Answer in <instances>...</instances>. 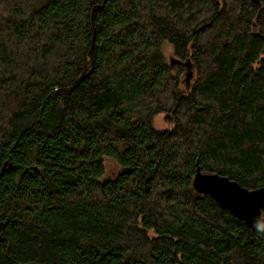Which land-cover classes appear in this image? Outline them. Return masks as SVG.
I'll use <instances>...</instances> for the list:
<instances>
[{
    "label": "trees",
    "instance_id": "obj_1",
    "mask_svg": "<svg viewBox=\"0 0 264 264\" xmlns=\"http://www.w3.org/2000/svg\"><path fill=\"white\" fill-rule=\"evenodd\" d=\"M198 169L264 187V0H0V264H264Z\"/></svg>",
    "mask_w": 264,
    "mask_h": 264
},
{
    "label": "water",
    "instance_id": "obj_2",
    "mask_svg": "<svg viewBox=\"0 0 264 264\" xmlns=\"http://www.w3.org/2000/svg\"><path fill=\"white\" fill-rule=\"evenodd\" d=\"M194 188L199 193L210 196L222 210L231 213L250 229L255 230L260 226L264 209V187L249 190L228 177L203 174L198 169Z\"/></svg>",
    "mask_w": 264,
    "mask_h": 264
},
{
    "label": "rangeland",
    "instance_id": "obj_3",
    "mask_svg": "<svg viewBox=\"0 0 264 264\" xmlns=\"http://www.w3.org/2000/svg\"><path fill=\"white\" fill-rule=\"evenodd\" d=\"M250 1H252L254 3H259V2H255V0H250ZM162 50H163V53H164V56H165L167 62L171 64L173 70L175 71V74L178 73V71H180V69H179V66H178L179 65L178 62H176V57L174 55L173 47L171 45H169V44H165L163 46ZM189 61H191L193 63V60H189ZM193 68H195L194 63H193V65L192 64L190 65V63H189L188 68L186 67V73L182 77V81L186 80V79L190 80V77L187 78V73L188 74L191 73ZM185 83L186 82L183 81V86L184 87H186ZM153 125L155 126V128H157L159 130H165V131H172L175 128L174 119H173L172 115L169 114V113H160L159 115L155 116V118L153 120ZM106 167L108 169V173H107L108 176L109 175L114 176L117 173H119L118 171L120 169L118 168L117 164L113 160H106ZM194 180H195V177H194ZM193 187H194V181H193ZM200 194H202V193H200Z\"/></svg>",
    "mask_w": 264,
    "mask_h": 264
}]
</instances>
